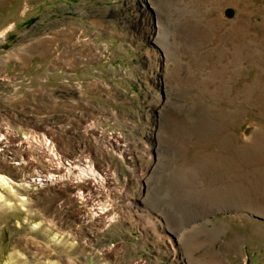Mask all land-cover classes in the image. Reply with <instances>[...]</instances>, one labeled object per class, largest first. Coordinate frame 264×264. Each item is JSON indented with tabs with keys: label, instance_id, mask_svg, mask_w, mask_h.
<instances>
[{
	"label": "rangeland",
	"instance_id": "rangeland-1",
	"mask_svg": "<svg viewBox=\"0 0 264 264\" xmlns=\"http://www.w3.org/2000/svg\"><path fill=\"white\" fill-rule=\"evenodd\" d=\"M2 137L0 264H264V0H0Z\"/></svg>",
	"mask_w": 264,
	"mask_h": 264
},
{
	"label": "bare ground",
	"instance_id": "bare-ground-1",
	"mask_svg": "<svg viewBox=\"0 0 264 264\" xmlns=\"http://www.w3.org/2000/svg\"><path fill=\"white\" fill-rule=\"evenodd\" d=\"M3 138H5V137H2V138L0 139V141H1ZM0 147H3V145H0ZM55 159H57V158H55ZM73 168H77L78 171L81 172V170H79L80 166H78V165H77V167H76V166H75V167H74V166H71V167H69V171H68L72 177H78L76 171L73 170ZM80 169H81V168H80ZM81 173H82V172H81ZM79 174H80V173H79ZM57 177H58V176L54 174V178H57ZM50 178L52 179V178H53V175H51ZM0 184H1L2 186H5V185H6V179H5L4 177H2V176H0ZM4 184H5V185H4ZM2 198H3V196L0 194V199H2ZM106 206H107V205H106ZM102 210H104V209L102 208Z\"/></svg>",
	"mask_w": 264,
	"mask_h": 264
}]
</instances>
